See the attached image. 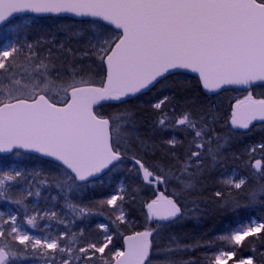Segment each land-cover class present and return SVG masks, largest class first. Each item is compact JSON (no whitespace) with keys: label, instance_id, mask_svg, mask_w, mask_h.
<instances>
[{"label":"snow or ice","instance_id":"6c2138e0","mask_svg":"<svg viewBox=\"0 0 264 264\" xmlns=\"http://www.w3.org/2000/svg\"><path fill=\"white\" fill-rule=\"evenodd\" d=\"M17 13L90 18L94 31L83 46L73 45L80 33L72 31L59 40L54 35L0 46V153L38 154L55 170L46 174L0 164V201L15 206V211L0 210V264H152L154 239L185 217V192L199 183L205 161L218 163L236 133L264 123V94L257 97L253 91L264 87V0H0V24L12 23ZM186 71L197 74L207 93L246 92L231 105L227 134L216 131L221 117L215 107H169L168 96L151 105L153 131L170 133L161 145L141 137L130 109L100 111L127 105ZM149 152L154 157L159 152V160L148 163ZM246 155L250 174L239 176L235 169L223 174V188L215 192L224 208L242 207L230 195L249 181L255 184L245 193L244 207L264 208V143L248 148ZM125 164L151 189L152 198L143 203L149 226L121 233L123 247L113 251L117 233L99 223L102 239L85 243V228L73 229L98 214L97 206L117 213L109 217L112 225L127 223L118 204L125 200L123 186L90 206L75 199L101 174ZM172 183L179 190L168 193ZM42 187L56 195L42 196ZM30 197L45 200V207H30ZM39 221L63 230L51 223L40 227ZM249 238L264 246V218L249 217L215 240L193 244L169 234L168 246L156 249L164 257L161 264H264V251L255 244L252 255H242ZM199 248H215V253H204L203 260L175 259Z\"/></svg>","mask_w":264,"mask_h":264},{"label":"trees","instance_id":"16d2710c","mask_svg":"<svg viewBox=\"0 0 264 264\" xmlns=\"http://www.w3.org/2000/svg\"><path fill=\"white\" fill-rule=\"evenodd\" d=\"M34 18V17H32ZM45 19L50 21L60 22V27L56 24L51 28H44L40 31L41 35L39 38H32L29 35L28 43H33L37 39L43 37L45 40H51L55 35L56 38L62 39L65 33L68 31L79 32L80 36L73 38L74 46H83L86 44L88 37L94 31L92 25L88 23L89 20H73L66 17H46ZM41 20V19H40ZM3 28H0V34ZM80 37V38H78ZM3 37L0 39V46L4 41ZM79 41V45L76 42ZM190 85L185 88L184 85ZM254 93L259 97L264 94V87H256L253 89ZM246 95V92L240 90H226L215 96L206 95L195 77L181 74L180 76H170L167 81L162 84H157L155 88L151 89L128 101L127 105L119 106H105L100 109L104 115H109L117 111V107L120 109L128 108L135 113V119L140 123L139 133L141 137L148 141L150 144L161 145L164 140L169 138L170 133L153 131L152 121L154 117V111L151 107L158 99L168 96L171 100L172 105H176L179 108L184 107H215L217 114L221 117L218 124L215 125L216 131L220 135H225L229 131V125L227 121L231 113V105L235 103V99L242 98ZM237 139L233 140L230 144H225L221 157L218 158L219 162L213 164L209 158L205 161L206 170L200 175L199 183L195 185L193 190L185 192L184 202L187 207L185 210V217L172 225L165 231H162L161 236L154 239L153 253L151 254L152 264H161L164 259L163 256L157 254L156 245L168 246L167 236L169 234L179 237L182 244H193L197 241H210L215 240L218 235L224 234L230 227H235V223L240 221H247L249 217L264 218V208L259 205L244 207L248 201L245 198L247 190L254 186V181H249V184L242 191L233 190L230 198L238 202L242 207L238 210H233L232 207L224 208L221 205L223 201H218L215 192L221 190L223 185L221 181L225 178V173H230L232 170H236L239 176H248L250 169L244 167V162L247 160L246 150L252 146L260 143H264V123L255 122L251 131L244 133L243 131L236 133ZM223 143V141L221 142ZM162 150V149H161ZM160 153L158 152L154 157L151 152L145 157L148 163H152L155 160H159ZM240 156L241 159H234V157ZM257 158H259L257 156ZM46 160L41 159L37 156H20L17 157L14 154L7 156L0 155V164L5 166H14L19 164L21 167L27 169H41L46 174H51L55 170L51 167L50 163L45 162ZM130 165H121L120 168L111 172L105 173L99 177L93 185H90L74 202L83 203L90 206V202H95L100 199L109 198L111 195L117 193L118 183L121 182L123 186L122 194L125 195V200L119 202V205L123 207L126 213V224L112 225L109 221V217L115 218L117 213L110 210L108 207L97 206L96 212L98 214L88 217L84 223L78 222V227L73 229L79 231L80 227L85 228L84 242L91 240H100L102 235L97 230L99 223L109 224L112 231L116 232L117 235L113 239L114 251L116 248L123 247L122 235L130 234L133 231H143L145 227L149 226L146 219V209L143 207V203L152 198V192L150 188L142 186L139 177L133 172L129 171ZM161 190H164L163 188ZM177 189V185L172 183L168 186V193ZM42 196H48V194L56 195V191H46L43 187L41 188ZM37 198L30 197L28 199L29 206L33 205V201ZM193 201L196 203L194 204ZM51 202L47 206L51 207ZM39 207H45V200L40 199L39 203L36 204ZM59 206H63V202H59ZM196 207L199 211H196ZM8 209L15 211V206L8 201H0V210L7 212ZM59 210V208L57 209ZM22 218V216H21ZM43 222V221H42ZM41 222V223H42ZM51 223L55 226V222ZM40 227H43L41 225ZM155 227V224L151 225ZM59 230H63V226H58ZM255 246L264 251V246L261 245L259 240H253L249 238V242L245 246V250L242 252L244 257L252 255L251 247ZM83 246V245H81ZM218 247L223 245L218 244ZM107 251V250H106ZM204 253L212 255L215 253V248H199L196 251L183 252L175 257L176 260H186L190 258H201L203 260ZM259 259V257H257ZM231 264V261H229Z\"/></svg>","mask_w":264,"mask_h":264},{"label":"rangeland","instance_id":"374dc122","mask_svg":"<svg viewBox=\"0 0 264 264\" xmlns=\"http://www.w3.org/2000/svg\"><path fill=\"white\" fill-rule=\"evenodd\" d=\"M33 21H35V22H33ZM55 22L56 21H50V20H47L45 18H35V17L32 18V16H27V17L23 16V17L16 18L12 21V23L7 24L5 27H3L2 33L0 34V39H2L3 37H5V38H4V41L1 44V46H3V45H5V44H7V43H9L15 39H18L22 42H28L29 35L34 39L39 38L41 35L40 31L42 29L51 28V26H53L56 23L59 27L62 25V24H59L60 22H56V23ZM80 37H78V38H80ZM121 186H122V183L119 182L117 192L121 191ZM122 192H123V189H122ZM48 196H51V194H48ZM33 204H37L36 200L33 201ZM118 204H119V201H118ZM39 208H41V207H39ZM41 222L42 221H39V224ZM45 223H47V222L43 221L41 223V225H44ZM25 227L27 228L26 225H25ZM53 227L57 228L58 226L55 225ZM28 230L33 231V232L36 231V230L30 229V228Z\"/></svg>","mask_w":264,"mask_h":264},{"label":"water","instance_id":"95a60500","mask_svg":"<svg viewBox=\"0 0 264 264\" xmlns=\"http://www.w3.org/2000/svg\"><path fill=\"white\" fill-rule=\"evenodd\" d=\"M20 16H35V17H66V18H70V19H74V20H89L90 18H79V17H74V16H72V15H70V14H63V15H59V16H56V15H51V14H48V15H42V16H36L35 14H32V13H27V14H24V13H17V14H14V17H12V18H10L11 20L12 19H14V18H16V17H20ZM4 25H6V24H0V27H3ZM182 74H186V75H189V76H192V77H195L197 80H198V76H197V74H195V73H191L190 71H186V72H184V73H182ZM201 87V86H200ZM201 89H202V87H201ZM232 89H234V90H237V89H235V88H228V89H226V90H232ZM226 90H224V91H226ZM202 91L206 94V95H208V96H214V95H217V94H213V93H207L206 92V90H203L202 89ZM148 92V91H147ZM221 92H223V91H221ZM221 92H219V93H221ZM146 93V92H145ZM218 93V94H219ZM139 96V95H138ZM135 98V97H134ZM133 99V98H132ZM258 122V121H257ZM253 123H255V122H253ZM10 154H12V153H0V155H2V156H7V155H10ZM32 155H34V156H37V157H39L38 156V154H32ZM39 158H41V159H44V160H46V158H43V157H39ZM105 174V173H104ZM103 174H101L100 176H102ZM99 176V177H100Z\"/></svg>","mask_w":264,"mask_h":264}]
</instances>
